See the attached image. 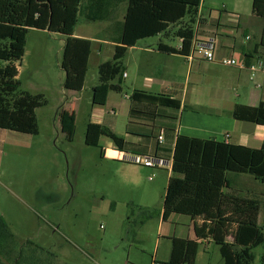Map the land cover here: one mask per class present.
<instances>
[{
    "label": "rangeland",
    "instance_id": "obj_1",
    "mask_svg": "<svg viewBox=\"0 0 264 264\" xmlns=\"http://www.w3.org/2000/svg\"><path fill=\"white\" fill-rule=\"evenodd\" d=\"M251 2L205 0V6H213L216 12L226 8L230 13L224 22L235 23L238 16V22L247 26L254 20ZM97 22L80 17L74 31L88 36L99 34L104 24L97 27ZM64 39L58 33L31 30L24 55L17 62L19 89L43 91L46 103L35 111L38 133L17 140L18 146L4 154L0 162V219L14 235L12 257L22 248L20 264H158L165 252V235L171 230L180 234L177 222L185 217L174 213L168 222H162V201L171 168L144 167L126 159L105 157L101 147L104 151L112 149L111 140L105 136L98 146L86 145V111L75 115L70 137L61 131L58 109L66 76L60 66ZM157 40L150 37L137 45L155 44ZM177 42L175 38L170 43ZM97 47L95 43L86 90L82 92L86 101L90 85L97 82V63L111 58L107 45L100 56L96 55ZM140 53L139 48L132 49L122 59V69L130 76L137 70ZM181 72L183 78L184 68ZM125 81L123 92H130L129 79ZM117 99L119 95L112 93L110 104ZM107 115L115 120V130L123 134L129 124L125 113ZM212 121L217 124V120ZM230 176L234 182L236 179L233 188L242 196H250L254 188L264 190V183L248 173ZM50 190L58 197H51ZM209 247V260L200 256L198 264L214 261L217 244L212 242ZM253 253L254 264H263L260 256L264 245L254 248Z\"/></svg>",
    "mask_w": 264,
    "mask_h": 264
},
{
    "label": "trees",
    "instance_id": "obj_2",
    "mask_svg": "<svg viewBox=\"0 0 264 264\" xmlns=\"http://www.w3.org/2000/svg\"><path fill=\"white\" fill-rule=\"evenodd\" d=\"M125 1L127 8L123 19L114 22L111 28L114 52L111 59L98 65V83L92 89V103L99 105L105 104L109 91H122L113 80L123 72L122 59L127 48L137 41L177 26L174 36L181 42L178 52L189 53L195 35L205 32L200 26L204 19L198 17L200 0H0V127L31 135L38 133L35 109L43 106L46 100L43 95L19 91L15 66L24 55L29 30H46L65 36L60 62L66 73L64 87L80 91L88 70L91 40L74 36V27L80 17L88 21L108 20ZM251 12L262 20L260 44L264 45V0H252ZM220 27L219 20L213 21L208 31L216 36ZM130 100L127 127L133 126L142 115H145L143 120L158 117L176 120L174 114L159 113L155 108L171 109L173 113L180 108L176 98L137 89L131 93ZM143 104L148 111H143ZM232 117L264 125V106L236 104ZM60 125L61 131L70 137L74 124L67 112L60 115ZM152 131L158 144H162L158 136L162 131L164 137V126H152ZM101 136L109 138L117 150L128 153L123 137L104 125L89 121L84 143L98 146ZM152 156L168 159L157 153ZM171 156L162 219L166 220L172 213L200 218V228L194 226L195 236L197 239L210 237L218 246L223 264H254L253 249L264 245V231L258 224L261 202L238 194L230 175L248 173L264 182V144L251 148L215 138L178 134ZM13 240L14 235L0 219V264L21 263L22 248L12 257ZM198 247L197 240L173 237L169 258L163 264H195Z\"/></svg>",
    "mask_w": 264,
    "mask_h": 264
},
{
    "label": "crops",
    "instance_id": "obj_3",
    "mask_svg": "<svg viewBox=\"0 0 264 264\" xmlns=\"http://www.w3.org/2000/svg\"><path fill=\"white\" fill-rule=\"evenodd\" d=\"M126 8L127 2H122L111 14L108 20L98 21L96 23L97 27H101V24H104L102 25L100 32H98L99 34L88 36L77 34L74 31L75 29L73 30L74 36L89 38L91 40V53L89 59L92 55V48L95 43L98 44L96 55L100 56L99 54H101V50L107 45V51H109V54L112 56L115 43L111 39V36L113 35L111 28L114 22L123 19ZM213 8V6H210L209 8L206 7L205 0H200L198 17L204 19L203 25L200 26L205 29V32H199L196 34L195 39L200 40L212 36L208 31L209 25L213 21L219 20L221 27L215 36L217 41L215 57L218 58L224 55H233L248 65L255 63L259 69L256 71L254 80H250V72L247 69L225 66L216 62L207 61L202 57V53L199 51L194 52L192 58L190 57V50L186 55L179 53L178 51L181 48V42L178 37L174 36L177 26H171L166 31L152 36L158 38L155 44H146L145 46L138 47L137 41L134 46L127 48L126 53L132 49H140L141 53L138 56L137 70L133 72L131 76L126 71H123L121 77L119 75L113 80L114 84L121 86L122 91H109L105 104L99 105L92 103V89L98 83V78L97 82L91 84L89 87L91 94L89 97L90 101L87 100L88 102L82 96V92L86 90V77L83 88L80 91L66 89L63 83L61 92L63 97H60L61 104L58 109L59 122L60 115L63 112H67V114L72 117L74 124L77 112L86 111L85 125L90 121L108 127L115 134L123 137L126 143L124 149L128 151V153H146L149 155L157 153L168 159L172 158L171 154L175 138L178 134L198 138H215L232 144L259 148L264 144V125L234 119L232 117V110L236 104L249 106L263 104L264 106V45L260 44L262 20L252 14L254 20L247 26L238 22V16L236 17L235 23H226L223 19L230 12H228L226 8H220L216 12ZM108 22H110V24H107ZM31 30L38 29H30L29 32ZM101 34L104 36H99ZM237 35L240 37L238 38ZM246 35L250 36V39L247 41L244 39ZM175 38H178V42L176 44H171L170 42L174 41ZM145 39L147 38L141 40ZM171 50L175 52H170ZM103 61L97 63V69L98 65ZM15 66L18 71L16 77L19 80L20 70L17 62L15 63ZM183 68L185 75L182 78L181 71ZM125 79H129L131 90L130 92L124 93L123 91L126 87ZM42 89H44V87H42ZM135 89L143 90L151 94H166L172 98L178 99L180 101V108L176 110L175 113H173V110L171 109L155 108V111L159 113L160 111H166V115L173 116L174 114L176 120L166 117L153 118V120H143L145 119V115H142L135 121L133 126H126L125 132L119 134L114 128V125L116 124L115 120L113 118H108L107 114L116 117L120 112H123L127 119H129V111L131 107L130 95ZM19 91L27 92L32 95H45L41 90H33L35 92H31L26 88L19 89ZM231 91H234L232 95ZM112 93L119 95V99L114 100L113 104H110ZM123 93L125 96L124 100L121 97V94ZM143 105L145 108L143 111H148L146 105ZM44 106L45 105L35 109V111ZM212 120H217V124L213 123ZM155 125H162L165 128L164 140L160 145L154 136V131H152V126ZM23 135L25 137H23ZM28 136H31V134L0 127V162L4 154H10L9 151L18 146L15 144L18 143L16 142L17 140L24 141L28 139ZM102 137L103 136L100 137V140ZM109 144L112 149L108 148L107 151L103 150V156L106 157L109 155L117 158L115 156L116 153L114 149L116 148L114 143L110 141ZM6 150H8V152ZM166 154L168 156H166ZM233 176L237 178L238 174H234ZM235 183H237L236 179L234 184ZM43 192L47 195L46 191ZM50 192L49 195L51 197H58L54 190H50ZM247 197L258 199L261 202L258 224L264 231V190H257L254 188L253 191H251V195ZM160 215L162 216V211ZM180 215L185 216L180 217L177 222V224L181 226V232L176 235V231L171 230V234L168 232L165 235V252L163 258L158 260V264H163L168 260L171 250V238L173 237L197 240L199 247L195 258V264H198L200 256H204V258L206 257L208 261L210 252L209 246L213 240L210 237L197 239L194 232V226L200 228L202 219H192L187 215ZM172 216H174V213H172L166 220L162 219V222H168ZM215 251L217 255L213 256L214 261L212 264H223L218 246L215 247ZM212 253L214 254V251H212ZM260 257L264 264V254H261ZM255 259L256 256L254 261ZM155 260L157 261V259ZM206 264H208V262Z\"/></svg>",
    "mask_w": 264,
    "mask_h": 264
},
{
    "label": "built area",
    "instance_id": "obj_4",
    "mask_svg": "<svg viewBox=\"0 0 264 264\" xmlns=\"http://www.w3.org/2000/svg\"><path fill=\"white\" fill-rule=\"evenodd\" d=\"M244 39L247 41L250 39V36L246 35ZM216 48H217V41L215 36L205 37L200 40H196L194 37V41H192V46L190 48V57L192 58V54L196 51H199L202 53V57L207 61L216 62L225 66L247 69L250 72V76H249L250 80H254L256 71H258L259 69V67L255 63L248 65L244 61H240L233 55H224L217 58L215 57ZM158 140L159 142H163L164 140L162 131L158 136ZM114 151L116 153L115 156L117 158L126 159L130 162L137 163L144 167L171 168V164H172L171 159H165V158L155 157L146 154L126 153L116 149H114Z\"/></svg>",
    "mask_w": 264,
    "mask_h": 264
}]
</instances>
